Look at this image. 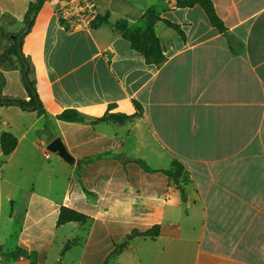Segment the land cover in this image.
<instances>
[{
	"label": "crops",
	"instance_id": "crops-1",
	"mask_svg": "<svg viewBox=\"0 0 264 264\" xmlns=\"http://www.w3.org/2000/svg\"><path fill=\"white\" fill-rule=\"evenodd\" d=\"M34 1L0 0V96L29 98L8 50ZM95 1L103 18L70 30L43 0L22 38L46 113L0 105V133L17 140L0 148V264H264V0H211L225 33L199 5ZM147 8L183 31L155 24L160 65L113 28L143 30ZM134 101L124 123L97 119ZM65 109L92 120L55 117ZM57 136L73 163L46 148ZM173 160L185 181L161 171ZM61 206L87 219L57 224ZM154 224V239L133 233Z\"/></svg>",
	"mask_w": 264,
	"mask_h": 264
},
{
	"label": "trees",
	"instance_id": "trees-1",
	"mask_svg": "<svg viewBox=\"0 0 264 264\" xmlns=\"http://www.w3.org/2000/svg\"><path fill=\"white\" fill-rule=\"evenodd\" d=\"M174 1L176 7H191L193 5H199L204 10L210 24L213 25L219 32L221 33L226 32V28L223 22L221 21V19L216 14L215 8L211 0H174ZM42 2L43 0H35L29 5L24 16L25 23L28 28L21 34L19 40L17 37L21 32L16 34V38L14 39L12 46L9 48V52H12L17 56L21 68L23 83L29 98L28 100H17L8 96H0V105L15 104L24 110L25 109L34 110L38 114H45L46 112L38 98L37 92L34 87V83L28 76L29 73L28 64L26 58L23 56L20 50V45L24 34L28 31V29L30 28L33 22L34 14L37 12ZM143 17L146 20V25L143 30L130 29L125 20L117 21L116 23H114L113 28L117 33H119L121 36H123L129 41L130 47L133 50L138 51L144 57V60L147 63L160 65L164 61V55L159 42V38L155 33V29H154L155 24L157 22H161L175 29L182 37H183V31L181 30L178 24H175L165 18L160 17L158 13L151 8H147L144 11ZM101 18L103 17L102 16L100 17V15H98L96 19L97 22ZM24 65H26V68ZM134 106H135V112L132 114H126L121 112H105L102 116L98 117L97 119L101 121H114L117 123H124L127 120L131 119L132 117L141 113L142 108L135 101H134ZM55 117L65 121H77V120H82L84 118L83 115L75 109H65L62 112L58 113ZM16 141H17L16 137L10 132L3 131L0 133V148L3 158L11 153V151L14 149L16 145ZM3 161L4 159H1L0 163H2ZM137 163L146 171L153 170L141 159H138ZM161 171L173 177L177 181H185L187 177V174L184 170V166L178 160H173L171 162V166L169 169L161 170ZM86 219L87 216L84 215L83 213L78 212L66 206H61L58 212L56 223L63 224L70 221L82 223ZM158 231H159L158 224H154L144 230H134L133 233L136 235H140L143 237H150L151 239H154L157 237ZM69 245L70 242L65 243L64 249H67ZM124 246H125L124 243L117 244L113 253L119 252ZM14 252H16V254L19 255H27L26 251L21 248H16Z\"/></svg>",
	"mask_w": 264,
	"mask_h": 264
},
{
	"label": "built area",
	"instance_id": "built-area-1",
	"mask_svg": "<svg viewBox=\"0 0 264 264\" xmlns=\"http://www.w3.org/2000/svg\"><path fill=\"white\" fill-rule=\"evenodd\" d=\"M54 14L58 21L67 29L90 28L100 14L95 0H55ZM48 157V151L43 150Z\"/></svg>",
	"mask_w": 264,
	"mask_h": 264
},
{
	"label": "water",
	"instance_id": "water-1",
	"mask_svg": "<svg viewBox=\"0 0 264 264\" xmlns=\"http://www.w3.org/2000/svg\"><path fill=\"white\" fill-rule=\"evenodd\" d=\"M33 15V14H32ZM27 26L25 27L24 30H27ZM23 32H21L19 35H18V40L21 36ZM13 39L16 38L15 35L12 36ZM19 49V48H18ZM25 68H26V65H24ZM86 121H89V120H92V118H88V117H85L84 118ZM46 148L50 151H53V152H56L58 156H60L65 162L71 164L74 162V159L73 157L71 156V154L67 151L66 147L64 146L63 142L61 141V138L60 137H55L53 138L52 140H50L47 144H46ZM123 157H126L124 156L123 154L121 155V158Z\"/></svg>",
	"mask_w": 264,
	"mask_h": 264
},
{
	"label": "rangeland",
	"instance_id": "rangeland-1",
	"mask_svg": "<svg viewBox=\"0 0 264 264\" xmlns=\"http://www.w3.org/2000/svg\"><path fill=\"white\" fill-rule=\"evenodd\" d=\"M110 19H113V17H111ZM5 48V47H4ZM7 49L8 48H5V53H8L9 52V50H8V52H7ZM8 210H9V206H7L5 203L3 204V206H2V209H1V215H5L7 212H8ZM140 258L141 259H145V257L144 256H142V255H140ZM144 261H147V260H144Z\"/></svg>",
	"mask_w": 264,
	"mask_h": 264
}]
</instances>
